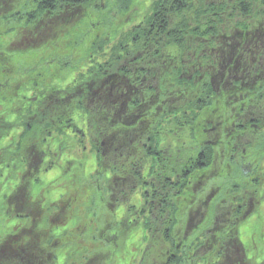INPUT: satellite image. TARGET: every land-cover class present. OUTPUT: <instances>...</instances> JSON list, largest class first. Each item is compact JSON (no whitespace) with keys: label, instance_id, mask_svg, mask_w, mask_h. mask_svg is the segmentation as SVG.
Masks as SVG:
<instances>
[{"label":"trees","instance_id":"1","mask_svg":"<svg viewBox=\"0 0 264 264\" xmlns=\"http://www.w3.org/2000/svg\"><path fill=\"white\" fill-rule=\"evenodd\" d=\"M15 1L19 0H9V4ZM96 1L29 0V6L19 17L23 16L27 24H42L45 32L52 30L50 25L76 29L82 19H89L91 4ZM7 3L0 1L1 9L8 13L2 16L1 23L19 10L8 9ZM165 3L148 26L136 29L139 34L133 39L134 55L129 51L124 58L115 54L113 63L99 64L73 88L66 90L58 88L59 85L43 88L36 100L28 104L23 133L4 151L1 149L2 155L9 156L12 162L20 158L19 167L13 170L14 176L19 173L20 178L12 195L3 196L5 185L1 182L5 179L0 176V218L8 210L20 220L12 228L9 223H2L0 264H56L55 251L62 239L53 236L51 229L66 225L80 212L85 213L84 219L78 220L74 228H79L80 222L81 230L106 225L108 218L100 219L101 214H109L110 210L116 218L119 207L128 204L144 184L148 187L143 193L147 214L145 209L137 213L143 220L149 216L155 227L146 224L147 232L151 231L154 237H149L140 264H246L248 260L259 259V255L245 258L247 249L237 234L251 212L245 206L239 208L235 202L241 201V191H249L250 187V177L243 175L237 155L241 144L251 145L255 123L264 121L260 114L253 115L246 109L264 94V0H233L231 4L227 0H165ZM192 11L196 12L195 17L189 19L187 13ZM39 34V39L34 37L30 45L38 46L43 36ZM57 37L56 34L51 38L52 44ZM5 43L3 54H9L15 44L4 46ZM56 57L55 62L61 60ZM63 61L71 64L66 58ZM80 111L86 117L88 136L73 117ZM223 112L232 114L229 113L228 119L220 114ZM8 116V112L0 114L3 140L17 138L13 136L15 125L6 120ZM172 117L175 126L190 130L193 139L204 137L207 147L193 159L189 156L177 159L175 170H169L167 162L156 166L154 170L160 174L149 181L143 175L146 158L164 162L156 142ZM55 131L89 137L95 159L93 175L84 178L87 154L81 160H66L63 164L62 143L54 148L49 143ZM237 133L240 136H233ZM228 135L233 136L232 142L227 141ZM181 150L175 149L177 153ZM251 153L249 149L243 157ZM7 164L5 159L0 169L12 171ZM58 164L64 166L62 175L41 184L42 170L47 173ZM167 168L170 174L165 176ZM173 171L179 173L177 179L171 176ZM39 186L46 191L39 193L35 190ZM57 187L63 189L57 193ZM84 187L87 191H83ZM234 189L235 196L231 194ZM88 190L96 200L93 208L88 207L93 199ZM225 191L227 195L223 196ZM78 193L82 198L75 205ZM82 204L85 207H78ZM130 211L136 212V208L131 206ZM235 211L239 214L237 221L233 220ZM92 213L96 217H91ZM184 219L185 223L178 228ZM47 223L50 230L43 228ZM113 224H108L107 229ZM172 230L186 240H179ZM235 246L239 255H235ZM198 248L209 249L193 255ZM103 255L85 259V264H105L109 250ZM254 263L264 264V260Z\"/></svg>","mask_w":264,"mask_h":264},{"label":"rangeland","instance_id":"2","mask_svg":"<svg viewBox=\"0 0 264 264\" xmlns=\"http://www.w3.org/2000/svg\"><path fill=\"white\" fill-rule=\"evenodd\" d=\"M3 1L8 2V9H10V7L19 9L11 13L12 16L6 23H1V19L7 16L8 13L6 10L4 11L3 8L1 9L2 5H0V114L8 112L9 116L6 120L11 123V126L15 125L13 136H17V138L6 140L0 138V164H4L6 159L2 155L1 149L4 151L13 140H17L23 133V122H27L25 117L28 116L29 111L28 104L35 101L38 94L40 95L41 92H38L39 90L43 88H53L56 87V85H59L58 88L66 90L68 88L71 89L76 84L85 80L83 75L87 76L89 72L99 64H109V62H112L115 58V54L120 53V56L124 58L127 54L126 52L129 51L131 55H134L136 45L133 39L139 34L136 29H140V26L141 28L148 26L151 17L156 14L159 7L166 4L165 0H97L91 4L92 6L88 12V15L90 14L89 19H82L76 29H69V27L64 25L56 27L50 25L49 29L52 28V30L45 32L44 28H42V24H27L23 16L19 17L21 11L29 6L27 4L29 0H19L10 4L9 0ZM231 1L227 0V3L231 4ZM195 13V11L189 12L187 13V17L192 19L195 17ZM45 21H48L47 18ZM224 21H226V17ZM26 28L27 30L25 33L24 31ZM28 30L33 31L34 34H27ZM39 33H43V36L40 38L41 40L38 41V46L30 45L29 42L32 41L34 37H36V40L39 39L38 36L41 35ZM46 33H48V35ZM56 34L58 35L56 40L60 42L57 43V41H55L52 44L51 38L53 39ZM24 39L29 41H23ZM61 40H63V42H61ZM4 42H6L4 46H12V43L15 44V46H12V50L8 51L9 54H3L2 45ZM46 44H48L47 47H45ZM56 56H59L61 60L55 62L54 59H57ZM64 58L70 60L72 65L64 63ZM122 62H124V60ZM114 69H116V67ZM178 92L179 90L177 93ZM183 99L189 101L186 97H183ZM216 108L218 109L219 107ZM246 109L247 112L252 111L253 115L260 114L264 119V94L253 106L247 107ZM229 113L231 112H228V114L226 112L220 114L227 116L229 119V116H231ZM73 117L75 118L76 125L84 130L88 136L86 117L81 116V111L79 113L75 112ZM216 117L221 116L216 115ZM202 119L201 117L197 125H202ZM173 121L174 117L167 121L166 125H164V129L161 128L163 130H161L160 137L156 142L160 145L157 150H160V152L162 151L163 154L160 158L162 161L164 160V162L160 164L159 160L156 162L154 159L146 158L143 175L145 178H148L147 180L149 181L154 179L152 176L158 177L160 174L159 171L154 170L156 166L164 165V163L167 162L166 166L169 170H175L179 162L177 159L185 160L188 156L193 159L200 150H204L207 147V145H204V137L200 135L198 139H193L190 130H179L178 126L176 127ZM66 133L53 132L52 139L49 140L50 145L54 148L59 142L62 143L60 145H63L61 151L63 164H65L66 160H81V158H84V154H87L88 156L85 158L86 166L84 169L86 177L84 178H89L94 174L95 168L94 150L89 137L85 136V138H78L71 131ZM237 135L240 136L239 133L233 136ZM258 135L261 136L262 140L253 142L256 136V133H254L250 146L244 147L247 146V143L241 144L240 151L237 155L239 157L240 167L243 162L241 157H243V154L249 151V149L250 152L259 150V153L264 157V132ZM233 136H229L227 141L232 142L231 139H233ZM248 142L250 144V141ZM235 143L237 144V142ZM220 147H222V145H220ZM175 149L182 150L177 153L178 150L175 151ZM207 150L211 155L210 149ZM18 160H20L19 157L15 160L17 166L19 164ZM7 161V165L10 166L15 163L12 162L11 159H7ZM255 165L264 173V159H262L260 163L256 159ZM21 167L20 165V168ZM168 168L164 174L165 176L170 174ZM247 168L249 169L246 163L244 169ZM23 169L24 167L22 170ZM63 170L64 166L61 168V164H58L57 167L51 169L47 173H44L42 170L40 175L41 184L46 185L49 181L56 178V176H61ZM176 172L173 171L171 175L173 179H177L176 176H178L179 173ZM192 173L195 174L194 171H192ZM17 175V178L14 179L15 176L11 170L5 172L3 178L8 179L6 180L5 189L2 191L3 196L14 190L20 177L19 173ZM190 181H193V179ZM214 183L218 182L215 181ZM239 183L242 185L243 182L239 181ZM144 185V187L141 185L140 189L132 195L128 204L119 207L116 218L114 214H111L110 210L109 214L105 212L109 216H106L104 213L101 214L100 219L108 218L106 220V225H96L95 228L92 227L91 229L81 230L82 223L80 222V227L74 228L78 220L84 219L82 215L85 213L80 212L66 225L63 224V226L51 229L53 230V236L62 239L61 246L55 251V255L57 256L56 264H85L90 258L103 257L106 249L109 250L110 257L101 260L104 261L106 259L108 262L106 261L107 263L105 262V264H140V260L145 254L148 238L154 237L151 231H149V233L147 232V225L143 223V219L137 213L139 212L138 209H141L145 204L143 193L146 191V188L148 190V187L146 184ZM39 187L35 190L40 193V191L44 189L41 186ZM68 188L70 189L69 186ZM73 188L74 186L71 189ZM62 189V187H57L55 192L58 193ZM83 191H87L85 187ZM88 191L91 192L90 190ZM75 192L76 191H74L73 194ZM91 194L93 199L88 207L93 208L96 200L93 192H91ZM172 194L175 195L173 192ZM247 194L249 195L248 191H241V195L245 196ZM149 197H152L151 192ZM81 198L80 193H78V199L75 205L81 201ZM87 201L88 200H86V202ZM239 202L240 200H237L235 204L237 205ZM245 203L244 201L243 205ZM6 205L7 204L4 206ZM131 206L136 208V212L130 211ZM218 206L221 208V205ZM78 207L83 208L85 204ZM221 209L217 210L219 211ZM251 210H253V208ZM5 213L6 214L0 218V230L3 228V222L9 223V227L12 228L16 226L20 220L14 212L7 210ZM179 213L181 212L179 211ZM233 215V220L237 221V215L239 214L235 211ZM91 217H96L95 213H92ZM144 220L146 223L150 222L152 229H154L155 226L152 224L154 220L151 221L149 216L147 219L144 218ZM93 221H95V219H93ZM111 222H114V224L107 229V225ZM183 223H185V219L178 225V228ZM48 227H50V225L47 223L43 228L50 230ZM189 232H191L190 229L188 230V233ZM173 233L177 235L179 240H186L178 234V232L174 231ZM237 235L243 246L247 249L245 255L246 259L247 257L253 258L259 255V259L255 258V261H253L257 262L259 260L261 262L264 260V203L260 205L259 211L256 214H252L251 212L246 216L240 224ZM103 236L109 239V241H106V238L102 240ZM87 238L89 239L88 241ZM77 240L80 241L78 242ZM78 243L80 245L79 247ZM101 248L103 252H100ZM208 249L209 248H198L193 252V255H195V253L197 255L204 254ZM98 250L99 253H97ZM168 250L172 252L171 248ZM239 254L240 252L235 246V255ZM249 262L256 264L249 260L246 264Z\"/></svg>","mask_w":264,"mask_h":264},{"label":"flooded vegetation","instance_id":"3","mask_svg":"<svg viewBox=\"0 0 264 264\" xmlns=\"http://www.w3.org/2000/svg\"><path fill=\"white\" fill-rule=\"evenodd\" d=\"M253 121H255V120H253ZM255 125L257 126V128H255V133H256L255 142H257V141L262 140L260 138L261 136L258 134L264 132L262 130L264 127V121H262L261 123H259V122L255 123ZM235 148L237 149V147H235ZM256 159L258 160L259 163L262 159H264L262 154L259 153V150L253 151L250 154V156L241 157V160L244 161L243 165H241V167L243 168V171H244L243 175L245 177H247V176L250 177V180H249L250 187L247 186V187H249V191H248L249 195L242 196V200L239 202L238 206H239V208H242L245 206L246 208H248L250 210V212H252V214H256L259 211L260 205L264 203V173L260 168H258L255 165ZM0 163H1V161H0ZM246 163H247L249 169L248 168L244 169V165H246ZM245 181H247V180L245 179ZM233 182L237 183L236 180H233ZM235 190L236 189L231 191V194L233 196L236 195ZM227 192L228 191H225L223 196H226ZM244 201L246 203L243 205ZM146 202L147 201H145L144 206L146 205ZM252 208H253V210H251ZM145 211H146V209H145Z\"/></svg>","mask_w":264,"mask_h":264}]
</instances>
